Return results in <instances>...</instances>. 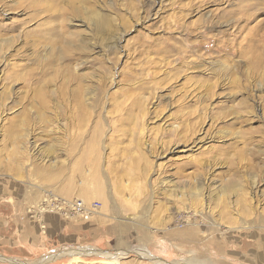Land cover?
Returning a JSON list of instances; mask_svg holds the SVG:
<instances>
[{
    "label": "rangeland",
    "instance_id": "1",
    "mask_svg": "<svg viewBox=\"0 0 264 264\" xmlns=\"http://www.w3.org/2000/svg\"><path fill=\"white\" fill-rule=\"evenodd\" d=\"M35 1L0 0V264H264V0Z\"/></svg>",
    "mask_w": 264,
    "mask_h": 264
},
{
    "label": "bare ground",
    "instance_id": "2",
    "mask_svg": "<svg viewBox=\"0 0 264 264\" xmlns=\"http://www.w3.org/2000/svg\"><path fill=\"white\" fill-rule=\"evenodd\" d=\"M40 1L41 0H38V1H35V3L34 2H32V3H29L30 4V6H31V8H30V11H32L33 12V15H31L30 14V17H28V18H31V17H33V16H35V17H38L39 16V14L40 13H42V12H48V7H49V5L48 4H44L43 6H44V8L41 6V4H40ZM22 5H23V3H21ZM18 8H21V7H19V5H18ZM25 8V7H24ZM27 9V8H26ZM35 13V14H34ZM45 15H47V13H45ZM50 15V14H49ZM49 17V16H48ZM25 20V19H24ZM21 21V20H20ZM22 22H23V20H22ZM44 30H46L45 32H43V33H40L41 34V36H50V34L51 33H53L54 32V28H53V26H52V24L51 23H49V26L48 27H45L44 28ZM51 32V33H50ZM44 40V39H43ZM67 43H65V45H66ZM71 51V48H68L67 46L65 47V46H63L62 48H60V49H57L56 47H53L52 49H51V52H50V56H47V57H51V59L53 58H55V59H58V60H63V61H65V59L68 57V52H70ZM78 51H80V50H78ZM70 56V55H69ZM29 57V56H28ZM32 58V59H31ZM38 58H41V59H45V57H39L36 53H32V54H30V57H29V59H31V63H32V65H34L35 67L33 68V67H31V69H29V70H27V71H29V72H33V71H35V70H38L39 69V65H42L43 64V61L44 60H42L41 62H37L36 64H34L36 61H37V59ZM51 59H49L50 61L49 62H51ZM54 59V60H55ZM52 63H53V60H52ZM48 65H51L50 63L48 64ZM29 67V66H28ZM16 69V68H15ZM34 69V70H33ZM13 72V71H12ZM15 75V74H14ZM16 76V75H15ZM25 76V75H24ZM16 78V77H15ZM27 80H30L31 81V85H29V88H28V92H32V99H33V101H34V105H36V101L39 103V104H41V106H43V107H45V103L47 102V96H48V94L46 95V93H48L49 91H51V90H49V88L48 87H50V85H51V82L52 81H54V80H50V79H47V78H44V75H41V74H36V75H33L32 76V78L31 79H27ZM66 80V79H65ZM65 80L63 79V81L65 82ZM63 82V83H64ZM70 82V79L66 82L67 84ZM72 82V81H71ZM36 84V85H35ZM65 84V83H64ZM49 90V91H48ZM72 92V91H71ZM34 97H36L37 99L35 100L34 99ZM78 99V98H77ZM77 99H76V101H77ZM80 101V100H79ZM76 103V102H75ZM78 103V102H77ZM33 105V106H34ZM41 106H38L39 108L41 107ZM79 106V105H78ZM81 106V105H80ZM44 111V110H43ZM46 111V110H45ZM18 121V120H17ZM17 121H15V122H17ZM20 121V120H19ZM24 121V120H23ZM12 122V121H11ZM82 204H84V206H85V203H83V201H82ZM86 208V207H85ZM87 209V208H86ZM87 210H89V209H87ZM115 260V259H114Z\"/></svg>",
    "mask_w": 264,
    "mask_h": 264
},
{
    "label": "built area",
    "instance_id": "3",
    "mask_svg": "<svg viewBox=\"0 0 264 264\" xmlns=\"http://www.w3.org/2000/svg\"><path fill=\"white\" fill-rule=\"evenodd\" d=\"M52 198L55 200V198H57V197H52ZM71 209H73L75 213H78V214L82 215L83 217H86L87 213H89V210H87L85 208V206L82 204L81 201H78L75 204H73L71 206Z\"/></svg>",
    "mask_w": 264,
    "mask_h": 264
},
{
    "label": "water",
    "instance_id": "4",
    "mask_svg": "<svg viewBox=\"0 0 264 264\" xmlns=\"http://www.w3.org/2000/svg\"><path fill=\"white\" fill-rule=\"evenodd\" d=\"M70 251H71V250L68 251V254H70ZM73 252H74V251H73ZM72 255H73V254H72ZM72 255H71V256H72ZM115 258H117V257H115V256L112 257V260L115 259ZM50 261H52V259H48V258H46V259H44L43 261H40L38 264H45L46 262H50ZM13 262H14V261H13Z\"/></svg>",
    "mask_w": 264,
    "mask_h": 264
}]
</instances>
